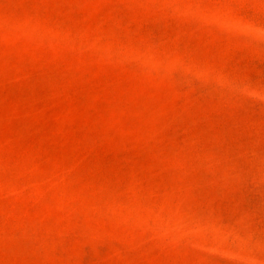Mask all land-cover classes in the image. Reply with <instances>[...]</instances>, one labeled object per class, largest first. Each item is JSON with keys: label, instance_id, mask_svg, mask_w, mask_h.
<instances>
[{"label": "rangeland", "instance_id": "374dc122", "mask_svg": "<svg viewBox=\"0 0 264 264\" xmlns=\"http://www.w3.org/2000/svg\"><path fill=\"white\" fill-rule=\"evenodd\" d=\"M0 264H264V0H0Z\"/></svg>", "mask_w": 264, "mask_h": 264}]
</instances>
